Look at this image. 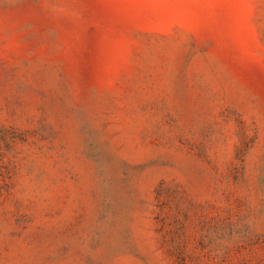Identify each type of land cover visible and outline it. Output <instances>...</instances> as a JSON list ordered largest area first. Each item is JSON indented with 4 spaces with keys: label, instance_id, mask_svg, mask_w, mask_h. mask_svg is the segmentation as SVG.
Instances as JSON below:
<instances>
[{
    "label": "rangeland",
    "instance_id": "1",
    "mask_svg": "<svg viewBox=\"0 0 264 264\" xmlns=\"http://www.w3.org/2000/svg\"><path fill=\"white\" fill-rule=\"evenodd\" d=\"M0 264H264V0H0Z\"/></svg>",
    "mask_w": 264,
    "mask_h": 264
}]
</instances>
